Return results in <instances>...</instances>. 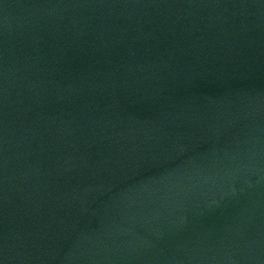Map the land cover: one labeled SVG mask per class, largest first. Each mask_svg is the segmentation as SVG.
Returning <instances> with one entry per match:
<instances>
[{
	"label": "water",
	"instance_id": "obj_1",
	"mask_svg": "<svg viewBox=\"0 0 264 264\" xmlns=\"http://www.w3.org/2000/svg\"><path fill=\"white\" fill-rule=\"evenodd\" d=\"M0 264H264V0H0Z\"/></svg>",
	"mask_w": 264,
	"mask_h": 264
}]
</instances>
